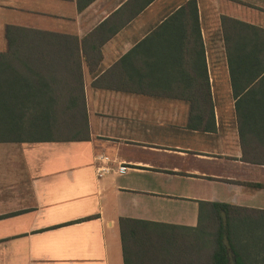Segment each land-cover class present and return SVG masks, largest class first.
<instances>
[{
	"label": "crops",
	"instance_id": "crops-1",
	"mask_svg": "<svg viewBox=\"0 0 264 264\" xmlns=\"http://www.w3.org/2000/svg\"><path fill=\"white\" fill-rule=\"evenodd\" d=\"M222 15L264 28V0H0V51L8 26L76 37L20 44L75 61L86 114L84 139L0 141V264H202V202L264 210ZM203 78L213 120L190 125Z\"/></svg>",
	"mask_w": 264,
	"mask_h": 264
},
{
	"label": "trees",
	"instance_id": "trees-1",
	"mask_svg": "<svg viewBox=\"0 0 264 264\" xmlns=\"http://www.w3.org/2000/svg\"><path fill=\"white\" fill-rule=\"evenodd\" d=\"M220 19L240 138L246 137L253 150L245 152V159L264 163V28L225 15ZM5 36L7 49L0 51V141L84 139L86 114L79 74L69 90L61 89L64 71L76 75L75 61L65 63L59 54L20 44L76 37L15 26H8ZM200 86L205 93L179 96L194 108L190 125L213 120L207 78ZM201 204V237L194 243L200 248V263L255 264L258 255L264 262V225L260 224L264 210L221 202ZM126 220L121 218L120 225ZM256 227L261 228L257 234ZM248 232L257 236L252 239Z\"/></svg>",
	"mask_w": 264,
	"mask_h": 264
},
{
	"label": "built area",
	"instance_id": "built-area-1",
	"mask_svg": "<svg viewBox=\"0 0 264 264\" xmlns=\"http://www.w3.org/2000/svg\"><path fill=\"white\" fill-rule=\"evenodd\" d=\"M99 159L101 160V161H103V160H105V159H107L106 157H104V156H99ZM129 168V166H128V164H126V163H122V162H119L116 166H115V168H114V172H117L118 174H123V173H125L126 172V170ZM110 169H112V168H110V167H108L107 165H98L97 167H96V173H97V175H102L103 173H106L107 171H109Z\"/></svg>",
	"mask_w": 264,
	"mask_h": 264
},
{
	"label": "rangeland",
	"instance_id": "rangeland-1",
	"mask_svg": "<svg viewBox=\"0 0 264 264\" xmlns=\"http://www.w3.org/2000/svg\"><path fill=\"white\" fill-rule=\"evenodd\" d=\"M257 217H259V216H257ZM253 221V220H252ZM260 221H262L260 224H261V227L263 228V225H264V218L262 219V220H260ZM212 229V228H211ZM254 230V229H253ZM261 230V228H259V227H256V229L253 231V233H258L259 231ZM248 234H250L249 232H248ZM250 235H252V239H254L255 238V236H257V235H254V234H250ZM251 255V257L253 256V254L252 253H250ZM257 262L256 261H254L255 262V264H264V262L263 261H261V259L259 258V255H258V258H257Z\"/></svg>",
	"mask_w": 264,
	"mask_h": 264
}]
</instances>
